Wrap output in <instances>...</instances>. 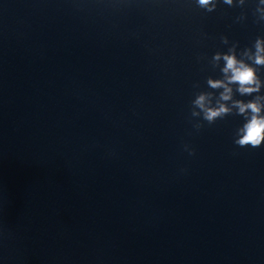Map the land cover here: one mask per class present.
Wrapping results in <instances>:
<instances>
[{
  "label": "clouds",
  "instance_id": "clouds-1",
  "mask_svg": "<svg viewBox=\"0 0 264 264\" xmlns=\"http://www.w3.org/2000/svg\"><path fill=\"white\" fill-rule=\"evenodd\" d=\"M229 6H232L234 0H223ZM245 0H238V4L243 6ZM199 7L209 12L215 9V0H197ZM258 21H264V0H258L256 7ZM227 43V38L223 40ZM254 51L246 49L243 52L244 58H238L235 52V46L226 53H216L213 61H224L221 68L222 79L207 80L211 89H222L218 98L213 103V94L210 92H200L192 101L193 117H202L208 124H213L217 119H222L226 115L232 114L235 110L237 115L244 117V123L236 131L234 143L240 147L250 146L257 148L264 144V95H255L253 99L244 101L234 99L235 92L240 96H251L261 92L262 81L257 74L255 66L264 67V37H258L253 45ZM194 127L199 130L202 124L195 123ZM185 150L189 154H194L185 145Z\"/></svg>",
  "mask_w": 264,
  "mask_h": 264
}]
</instances>
